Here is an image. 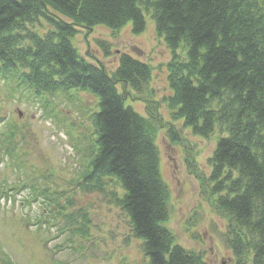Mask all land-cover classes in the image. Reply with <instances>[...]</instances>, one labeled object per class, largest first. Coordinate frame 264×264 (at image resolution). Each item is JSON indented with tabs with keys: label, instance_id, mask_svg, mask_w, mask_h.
Returning <instances> with one entry per match:
<instances>
[{
	"label": "trees",
	"instance_id": "obj_1",
	"mask_svg": "<svg viewBox=\"0 0 264 264\" xmlns=\"http://www.w3.org/2000/svg\"><path fill=\"white\" fill-rule=\"evenodd\" d=\"M144 12L172 54L164 97L171 122L125 103L127 87L139 92L148 82L149 64L121 52L109 72L73 42L81 28L98 25L117 30L130 22L139 33ZM0 77L37 96L75 90L95 99L88 112L92 143L77 185L103 193L126 213L147 264H202L164 225L168 190L158 128L166 127L174 142L180 134L172 121L202 137L217 131L203 176L208 202L227 219L234 264H264V0H0ZM15 134H6V155H17ZM55 206V215L67 217L62 204ZM4 261L15 264L8 256Z\"/></svg>",
	"mask_w": 264,
	"mask_h": 264
},
{
	"label": "rangeland",
	"instance_id": "obj_2",
	"mask_svg": "<svg viewBox=\"0 0 264 264\" xmlns=\"http://www.w3.org/2000/svg\"><path fill=\"white\" fill-rule=\"evenodd\" d=\"M144 14L146 26L139 33L131 31L130 22L117 30L98 25L81 28L73 42L109 72L121 52L149 64L148 82L139 92L127 87L125 103L145 116L151 108L171 122L164 101L170 92L171 50L156 34L149 13ZM67 93L37 96L14 78L0 77V264H7L6 256L15 264H147L126 213L103 193L77 185L92 143L88 112L95 99L75 90ZM172 122L179 142L170 140L166 127L158 128L155 137L160 176L168 190L164 225L178 244L201 256L202 264H234L225 241L227 219L211 207L203 187L219 134L198 136L182 121ZM10 130L16 133V156L2 152V146H10L3 145ZM10 190L14 193L9 196L1 193ZM53 200L64 206L67 217L53 214ZM84 227L85 234L75 230Z\"/></svg>",
	"mask_w": 264,
	"mask_h": 264
},
{
	"label": "water",
	"instance_id": "obj_3",
	"mask_svg": "<svg viewBox=\"0 0 264 264\" xmlns=\"http://www.w3.org/2000/svg\"><path fill=\"white\" fill-rule=\"evenodd\" d=\"M221 264H224V262H222Z\"/></svg>",
	"mask_w": 264,
	"mask_h": 264
}]
</instances>
